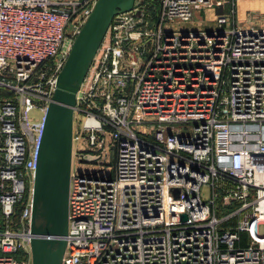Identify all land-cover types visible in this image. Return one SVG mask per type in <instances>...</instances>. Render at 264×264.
I'll return each mask as SVG.
<instances>
[{"label": "built area", "instance_id": "2783aa9c", "mask_svg": "<svg viewBox=\"0 0 264 264\" xmlns=\"http://www.w3.org/2000/svg\"><path fill=\"white\" fill-rule=\"evenodd\" d=\"M95 1L0 0V264H32L45 113ZM223 1L210 30L218 0L115 14L76 97L61 264H264V23Z\"/></svg>", "mask_w": 264, "mask_h": 264}, {"label": "water", "instance_id": "95a60500", "mask_svg": "<svg viewBox=\"0 0 264 264\" xmlns=\"http://www.w3.org/2000/svg\"><path fill=\"white\" fill-rule=\"evenodd\" d=\"M135 0H96L57 76L44 119L32 181L30 242L32 264H61L68 230L74 108L88 69L109 24ZM182 219H186L183 215Z\"/></svg>", "mask_w": 264, "mask_h": 264}, {"label": "rangeland", "instance_id": "374dc122", "mask_svg": "<svg viewBox=\"0 0 264 264\" xmlns=\"http://www.w3.org/2000/svg\"><path fill=\"white\" fill-rule=\"evenodd\" d=\"M218 1H220V4L219 5L218 4L217 5H214L213 8L206 9L205 11H203V16H205L204 14H206V20L203 18L202 21H205V22H202L201 20H198L197 17H195L191 21V23H179V24H176V26L178 27L179 30L192 29L194 26H197V25L200 26L199 23L202 22V25H203V26L201 25L202 26L201 27L202 29L210 30L211 28H214L215 16L217 14L225 13V12L228 11L227 10V8H228L227 1H223V0H218ZM248 9L251 10L253 13L259 15V19L257 21H255L256 23L261 24V23L264 22V20H263V18H264L263 17L264 16V5L263 4L252 5V7H248ZM260 15H261V17H260ZM238 18L239 17L237 15V19ZM197 21L199 23H197ZM248 22L249 23H253L252 20L251 21L248 20ZM248 22H244L243 23L242 19H239L238 24H240V25L245 24L246 25V23H248ZM76 126H77V123L74 122V128H76ZM74 145L75 144L73 143V146ZM75 167L77 168L78 166H75ZM201 196H202L203 199H206V197H207V189H206V187H204L202 189Z\"/></svg>", "mask_w": 264, "mask_h": 264}, {"label": "crops", "instance_id": "0c3cea01", "mask_svg": "<svg viewBox=\"0 0 264 264\" xmlns=\"http://www.w3.org/2000/svg\"><path fill=\"white\" fill-rule=\"evenodd\" d=\"M257 4H263L264 5V0H235V5H234L235 13H234V16H235L236 22L238 23L239 19H242L243 23L244 22H248V20H250L251 16H255V17H258V18L253 19L252 22H253V24H258L255 21H257L259 19V15L253 13L251 10L248 9V7H252V5H257ZM230 8H231V5H230V3H228L227 10L229 11ZM227 12H225V13H227ZM204 15L205 16H203V11H201L200 12V17L204 18L206 20V14H204ZM237 15L239 17L238 19H237ZM260 17H261V15H260ZM263 20H264V18H263ZM248 23H246V24H248ZM243 25H245V24H243Z\"/></svg>", "mask_w": 264, "mask_h": 264}, {"label": "trees", "instance_id": "16d2710c", "mask_svg": "<svg viewBox=\"0 0 264 264\" xmlns=\"http://www.w3.org/2000/svg\"><path fill=\"white\" fill-rule=\"evenodd\" d=\"M149 2H150V6H151V8H152V7H157V5H158L157 0H149ZM152 13H154V11H152ZM16 212H17L16 215H18L19 212H20V207H17Z\"/></svg>", "mask_w": 264, "mask_h": 264}]
</instances>
